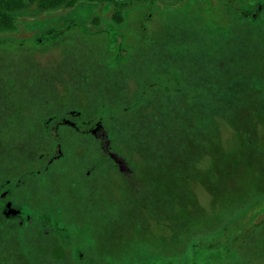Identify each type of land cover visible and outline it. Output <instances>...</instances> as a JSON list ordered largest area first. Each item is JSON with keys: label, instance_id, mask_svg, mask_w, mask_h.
<instances>
[{"label": "rangeland", "instance_id": "rangeland-1", "mask_svg": "<svg viewBox=\"0 0 264 264\" xmlns=\"http://www.w3.org/2000/svg\"><path fill=\"white\" fill-rule=\"evenodd\" d=\"M131 1L0 34V264H264V0Z\"/></svg>", "mask_w": 264, "mask_h": 264}, {"label": "trees", "instance_id": "trees-1", "mask_svg": "<svg viewBox=\"0 0 264 264\" xmlns=\"http://www.w3.org/2000/svg\"><path fill=\"white\" fill-rule=\"evenodd\" d=\"M81 2L110 5L112 8L111 18L119 25L124 22L125 10L132 5L131 0H0V34L17 32L21 14L31 7H35L40 12H45L62 8H73ZM255 117L258 119L257 116ZM236 133L241 135L239 134V131ZM242 136L244 138L243 140H252V137L249 134H243ZM52 256L56 259L63 258V249L61 247H56L52 251Z\"/></svg>", "mask_w": 264, "mask_h": 264}]
</instances>
